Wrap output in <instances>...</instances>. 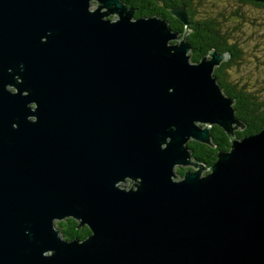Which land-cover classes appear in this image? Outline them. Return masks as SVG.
<instances>
[{
	"label": "water",
	"instance_id": "1",
	"mask_svg": "<svg viewBox=\"0 0 264 264\" xmlns=\"http://www.w3.org/2000/svg\"><path fill=\"white\" fill-rule=\"evenodd\" d=\"M97 1L0 0V264H264V128L237 136L227 56ZM215 124L231 148L203 175L187 144Z\"/></svg>",
	"mask_w": 264,
	"mask_h": 264
},
{
	"label": "trees",
	"instance_id": "2",
	"mask_svg": "<svg viewBox=\"0 0 264 264\" xmlns=\"http://www.w3.org/2000/svg\"><path fill=\"white\" fill-rule=\"evenodd\" d=\"M128 7L135 10V18L159 17L164 19L169 27L180 35H186L187 41L195 47L196 54L191 58L192 62H200L203 56L211 54H224L229 58L224 59L220 65L214 69V76L217 77L223 92L234 99L237 117L244 123V129L236 131L238 137L256 134L264 128V87L259 90H252L247 85L235 82L230 71L234 66H240L239 59L242 56V49L236 41L235 33L239 26L233 25L230 28V16L243 18V5L263 8L264 2L256 0H235L240 4V8L232 10L230 13L224 11L198 10L199 0H123ZM185 7L189 15V25L178 19L172 12L174 8ZM236 22V21H235ZM188 30H190L188 32ZM188 32V33H187ZM259 91V92H255ZM211 142L205 144L191 139L187 146L192 151L195 159L202 161L207 166H212L216 160L218 152L230 150L231 142L224 128L213 125L211 128ZM191 170L194 168L189 167ZM186 168L179 167L176 173L179 179L185 175ZM61 235L68 240L86 239L91 231L87 225L81 226L75 218H68L58 221Z\"/></svg>",
	"mask_w": 264,
	"mask_h": 264
},
{
	"label": "rangeland",
	"instance_id": "3",
	"mask_svg": "<svg viewBox=\"0 0 264 264\" xmlns=\"http://www.w3.org/2000/svg\"><path fill=\"white\" fill-rule=\"evenodd\" d=\"M199 2H200V6L198 7V10L201 13L205 12L206 10L224 11L226 13H230L232 10H236L240 8V4L237 3L235 0H199ZM98 6H99V2L97 0H91V9L95 10L96 8H98ZM241 9L244 15L243 18L236 16L229 17V21L231 24L230 28L232 31L233 29H236L234 28L233 25L239 26L238 31L235 33L234 39H236V41L239 42L240 47L242 49V56L239 59V61H241V65L234 66L230 71V76L235 82H238L239 84L247 85V87H249L252 90H259L264 87V7L258 8V7H253L251 5H243ZM103 11H107V8H104ZM119 17L120 16L118 13L109 14L105 16V19L107 18L110 19L111 21H115ZM177 37L179 40L178 39L173 40L174 43H178L181 41L186 42V39L184 38L185 35L182 36L179 35ZM203 57L212 58V56L209 55H205ZM255 92H259V91H255ZM262 93L264 94V91H262ZM234 106H235V101H234ZM197 124H199V122H197ZM201 124L205 126L207 125L206 123H201ZM240 129L241 128L237 129V131ZM210 140H211V135H210ZM194 159L195 158L193 156L192 160ZM198 161L203 163L200 160ZM212 166H207L208 168L205 167L202 174L205 175L210 173L211 172L210 168ZM189 167L190 165H183L182 168H186L188 170L190 169ZM178 168L179 167L177 166V169ZM174 179L180 180L178 176L177 178L174 177ZM56 221L58 223L59 220Z\"/></svg>",
	"mask_w": 264,
	"mask_h": 264
},
{
	"label": "flooded vegetation",
	"instance_id": "4",
	"mask_svg": "<svg viewBox=\"0 0 264 264\" xmlns=\"http://www.w3.org/2000/svg\"><path fill=\"white\" fill-rule=\"evenodd\" d=\"M125 2V1H124ZM126 3V2H125ZM127 4V3H126ZM190 31V30H189ZM188 31V32H189ZM187 32V33H188ZM180 35V34H179ZM178 35V36H179ZM180 36H182V35H180ZM185 39H186V35H185V37H184ZM179 40V39H178ZM186 42L189 44V41H187V39H186ZM196 48L195 47H193L191 44H189V56H190V58H192L193 56H195V54H196ZM198 51V50H197ZM199 52V51H198ZM228 57L229 56H227V59H228Z\"/></svg>",
	"mask_w": 264,
	"mask_h": 264
},
{
	"label": "bare ground",
	"instance_id": "5",
	"mask_svg": "<svg viewBox=\"0 0 264 264\" xmlns=\"http://www.w3.org/2000/svg\"><path fill=\"white\" fill-rule=\"evenodd\" d=\"M208 168V167H207ZM210 168V167H209Z\"/></svg>",
	"mask_w": 264,
	"mask_h": 264
}]
</instances>
